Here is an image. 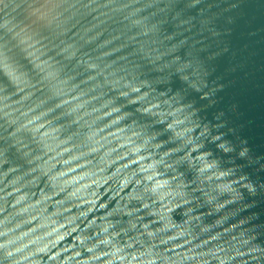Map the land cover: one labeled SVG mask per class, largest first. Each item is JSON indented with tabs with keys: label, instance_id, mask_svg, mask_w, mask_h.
Returning a JSON list of instances; mask_svg holds the SVG:
<instances>
[{
	"label": "clouds",
	"instance_id": "1",
	"mask_svg": "<svg viewBox=\"0 0 264 264\" xmlns=\"http://www.w3.org/2000/svg\"><path fill=\"white\" fill-rule=\"evenodd\" d=\"M239 7L0 0V264H264Z\"/></svg>",
	"mask_w": 264,
	"mask_h": 264
},
{
	"label": "water",
	"instance_id": "2",
	"mask_svg": "<svg viewBox=\"0 0 264 264\" xmlns=\"http://www.w3.org/2000/svg\"><path fill=\"white\" fill-rule=\"evenodd\" d=\"M239 3L235 10L237 16L234 31L229 38L234 50L237 51L236 62H243L245 67L227 79L234 80L224 92L219 95L224 99L217 105L223 107L232 100L240 103L244 112V120L251 121L246 134L254 144H259L264 133V32L250 36L248 33L256 29H264V0H230ZM231 63L228 56L218 62V74H223ZM247 74V75H246Z\"/></svg>",
	"mask_w": 264,
	"mask_h": 264
}]
</instances>
